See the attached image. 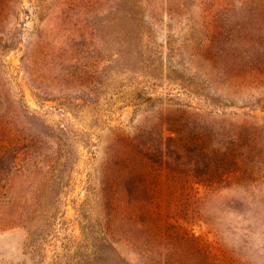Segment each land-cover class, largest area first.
I'll use <instances>...</instances> for the list:
<instances>
[{
  "label": "rangeland",
  "instance_id": "rangeland-1",
  "mask_svg": "<svg viewBox=\"0 0 264 264\" xmlns=\"http://www.w3.org/2000/svg\"><path fill=\"white\" fill-rule=\"evenodd\" d=\"M0 264H264V0H0Z\"/></svg>",
  "mask_w": 264,
  "mask_h": 264
},
{
  "label": "trees",
  "instance_id": "trees-1",
  "mask_svg": "<svg viewBox=\"0 0 264 264\" xmlns=\"http://www.w3.org/2000/svg\"><path fill=\"white\" fill-rule=\"evenodd\" d=\"M0 162H1V159H0Z\"/></svg>",
  "mask_w": 264,
  "mask_h": 264
}]
</instances>
